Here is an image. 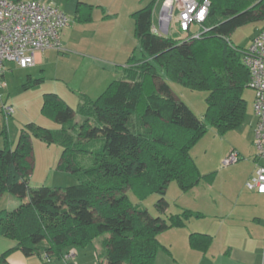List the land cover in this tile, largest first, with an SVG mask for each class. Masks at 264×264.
<instances>
[{"label":"trees","instance_id":"1","mask_svg":"<svg viewBox=\"0 0 264 264\" xmlns=\"http://www.w3.org/2000/svg\"><path fill=\"white\" fill-rule=\"evenodd\" d=\"M209 1L206 21L197 31L192 26L184 41L153 31L152 4L137 11L140 46L129 60L126 76L112 82L97 99L84 97L76 110L57 94L44 96L42 111L57 122L69 125L76 115L81 116V141L104 139L102 147L91 152L94 163L90 167L76 168L67 162L68 171L80 172L86 179L67 188H31L33 135L48 144L58 138L48 129L29 124L14 147L3 131L0 200L8 192L25 201L13 211H0V237L15 241L16 249L27 258L62 257L65 249L86 247L108 233V264H155L163 248L158 240L161 233L204 217L190 209L168 220L154 217L136 208L128 192L159 194L156 207L165 214L170 183L177 181L187 191L197 180L190 155L197 139L209 128L224 134L245 120L243 92L250 78L242 63L245 49L236 48L229 37L246 23L264 20V0ZM83 6L92 9L79 3V8ZM197 33L200 36L195 38ZM29 79L26 88L43 81ZM169 80L209 93L204 121L176 94ZM72 128L73 123L60 138L65 160L80 151L69 132ZM211 241L206 234L190 236L197 250L204 251ZM12 251L0 255V264H10L7 256Z\"/></svg>","mask_w":264,"mask_h":264},{"label":"rangeland","instance_id":"2","mask_svg":"<svg viewBox=\"0 0 264 264\" xmlns=\"http://www.w3.org/2000/svg\"><path fill=\"white\" fill-rule=\"evenodd\" d=\"M43 1L58 7L62 12L65 11L73 19L74 9L80 0ZM87 1L103 5V9L101 7H95V18L97 21H95L94 27L90 29L91 31L99 29L101 33L107 31L109 26L113 24L107 23L101 25L100 18L109 14L108 8L117 11L119 5H124L123 0ZM164 1L165 0H136L135 5L138 9H143L147 5L152 4L154 9L153 23L159 25V16ZM177 15L178 12L176 11L174 20L169 25L168 35L174 37L178 41L188 40V33L183 32L181 26L176 21ZM87 29H89V27H85V30ZM262 29H264V20L246 23L238 27L229 37L230 43L236 48L247 49ZM197 30H199V27L193 26V31ZM75 36L76 34L74 37ZM84 43H87L88 46H90L87 49L94 51L91 41L88 42L83 40L82 44ZM101 52L105 53V50L103 49ZM58 54L62 56V59L60 58L58 62L59 69H65L66 67L75 69L80 67L79 73L82 72V61L77 58V56L72 55L69 52H66L65 54L60 52L57 53V55ZM6 66L7 69L12 68L15 70L14 74H7L8 88L7 90L4 88L1 92L0 124L3 126H0V132H2V130L8 131V135L14 147L18 142L21 130L26 129L29 124H32L35 128L42 127L48 129L58 138L56 143L48 144L36 133L33 135L32 143L34 157L32 160L33 171L29 181L30 187L33 189L40 187L67 188L86 179L80 172L74 173L68 171L67 167L69 164L67 162H72L76 168L90 167L94 163L91 152L101 148L104 144V139L97 138L90 141H81L78 134L80 132L82 118L81 116L76 115L72 122L74 128L69 132L74 139L73 142L75 143L76 149L80 151L73 152L70 156H67L65 160L63 157L66 156V153H64V145L60 138H62L63 131L66 128L72 127V123L69 125H63L60 122H57L52 116H49L42 111L44 95L49 93L59 94V96L62 97V99H65L73 109L77 110L83 101V92L78 89L77 85L78 79H75V82L70 80V82L67 83L55 79V74L50 70L41 72L40 69H36L38 73L33 74L34 69H31L30 67L27 69H19L13 63H7ZM66 71L69 74V71ZM29 74H33L35 79L43 77V81L26 88L25 85L28 84ZM169 83L176 94L200 119L204 121L208 108L207 99L209 93L204 90L189 89L184 85L171 80H169ZM98 96L99 94H96L94 99H97ZM243 97L246 105L245 120L238 128L227 131L224 134H219L214 128H209L192 146L190 155L198 172L196 176L197 180L187 191L182 190L177 181H172L170 183L165 196L170 206L165 214H161L156 207L157 202L161 198L160 195L156 193H139L134 189L130 190L128 196L131 203L140 210H148L154 217L162 216L166 220L172 215L180 214L184 209L202 212L207 219L211 218L215 213H224L230 210V206L227 205L228 200L223 198L222 195L234 199V170L242 177L246 172L249 156L253 154V156H255L257 153L255 145V129L257 127L258 119L254 111V90L250 87H246L243 92ZM9 106L13 108L14 112L12 115H7L5 112V108ZM1 138H4L3 134ZM4 142L5 141L0 142V149H3ZM231 152L239 154L240 159L238 163H236L238 165L234 169V165L232 164L229 167L231 168V172L221 173L218 181L215 184L212 183L218 171L221 172L224 170V158H227ZM211 200H217V202L219 201V204H211ZM23 201L25 200L19 199L6 192L0 200V211H13L18 208ZM173 232L177 231H166L161 233L159 235V241L167 247H171L174 244L182 246V236L173 234ZM109 236L110 234L108 233L104 234L97 238L94 243L83 248L80 247L81 250H85V248H88L89 250L84 253L86 256L83 264H91L93 261L90 258L92 253L90 251L92 248L91 246H93V244L94 246L102 245V240ZM98 248L100 249V247ZM77 249H79V247H77ZM163 254L165 253H160V258ZM79 262L77 264H79ZM70 264L76 263L73 260Z\"/></svg>","mask_w":264,"mask_h":264},{"label":"crops","instance_id":"3","mask_svg":"<svg viewBox=\"0 0 264 264\" xmlns=\"http://www.w3.org/2000/svg\"><path fill=\"white\" fill-rule=\"evenodd\" d=\"M123 1L124 5H119L117 11L107 6L109 14L100 18L101 25L113 24L104 33H101L99 29L96 31L90 30L94 27L95 21H97L95 18V7L102 8V4L80 0L74 9L73 19L63 11L71 18V24L62 32L64 50L61 52L64 54L69 52L77 56L82 61V72L79 73L80 67L59 69L58 62L60 58L62 59V56L57 55V53H60V51L46 50L36 54V63L30 67L34 69L33 74L38 73L36 69H40L41 72L50 70L55 74V79L59 81L69 83L70 80L75 82V79H78L77 85L78 89L83 92L82 97L92 100H95L96 94L100 96L104 93L112 82L124 78L129 69V60L133 56L134 51L140 46L136 36L134 14L141 8L138 9L135 5L136 0ZM79 3L92 6L91 11L84 6L79 8ZM88 13L89 19H87ZM160 26V19L159 25L153 23V29ZM85 27H89V29L85 30ZM75 34L76 36L74 37ZM83 40L91 41L94 51L87 49L90 46L87 43L82 44ZM103 49L105 53L101 52ZM17 68L21 69L19 66ZM6 70L5 88L7 90V74H14L15 69H7L6 66ZM66 70L69 71V74ZM33 74H29L28 82H30L29 77L32 80L35 79ZM0 126L3 125L0 124ZM3 131L0 132L1 137ZM1 137V141H4V138L2 139ZM253 155H246L249 156V161L247 162L246 172L242 177L234 170V199L222 195L223 198L228 200L227 205L230 206V210L224 213H215L208 219L201 212L204 217L195 220L191 219L185 227L167 230L168 232L176 230L177 232H173V234L182 236V246L173 243L174 245L167 247L159 241L163 248L158 252L155 264H264V194L251 191L246 186L254 176L257 167L256 155ZM224 162V170L218 171L212 183L215 184L218 181L221 173L231 172V168H229L231 165L225 166ZM233 165L235 169L238 164L235 163ZM211 204L217 205L219 201L211 200ZM195 233L211 236L212 241L204 251L194 249L191 246L190 236ZM109 237L102 240V245L94 246L93 244L91 246L90 251L92 253L90 258L94 261L91 264H108L105 258V241ZM95 241L96 239L92 243ZM16 247L15 241L0 237V255L13 250L7 256V261L10 264H70L73 260L76 264L79 260V264H83L86 256L84 253L89 251L88 248L81 250L80 248L71 247L63 251L62 257L45 254L27 258ZM162 251L165 254L160 258Z\"/></svg>","mask_w":264,"mask_h":264},{"label":"built area","instance_id":"4","mask_svg":"<svg viewBox=\"0 0 264 264\" xmlns=\"http://www.w3.org/2000/svg\"><path fill=\"white\" fill-rule=\"evenodd\" d=\"M163 7L166 17L160 16V21L171 23L177 11V23L183 32H188L192 26L202 27L209 15L211 2L165 0ZM70 24L68 15L43 0H0V100L6 87L7 63L27 69L35 65L37 53L63 51L61 34ZM153 31L163 34L162 25ZM199 36L197 33L194 37ZM242 63L249 72L248 87L255 92L254 111L258 119L255 129L257 167L246 186L251 191L264 194V29L242 51ZM5 112L12 115L14 111L9 106ZM239 159L238 153L231 152L225 159V166L235 164Z\"/></svg>","mask_w":264,"mask_h":264},{"label":"water","instance_id":"5","mask_svg":"<svg viewBox=\"0 0 264 264\" xmlns=\"http://www.w3.org/2000/svg\"><path fill=\"white\" fill-rule=\"evenodd\" d=\"M165 13V8L163 7V9H162V13H161V17L163 16V17H166V13ZM160 24L162 25V33L164 34V35H168V31H169V25H170V23L169 22H161L160 21Z\"/></svg>","mask_w":264,"mask_h":264}]
</instances>
